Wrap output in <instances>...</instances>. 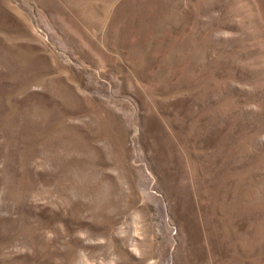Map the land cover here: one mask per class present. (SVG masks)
Returning a JSON list of instances; mask_svg holds the SVG:
<instances>
[{"label": "rangeland", "instance_id": "obj_1", "mask_svg": "<svg viewBox=\"0 0 264 264\" xmlns=\"http://www.w3.org/2000/svg\"><path fill=\"white\" fill-rule=\"evenodd\" d=\"M0 264H264V0H0Z\"/></svg>", "mask_w": 264, "mask_h": 264}]
</instances>
